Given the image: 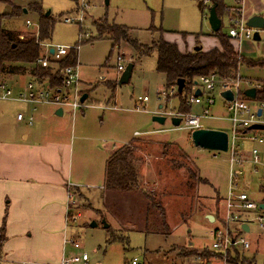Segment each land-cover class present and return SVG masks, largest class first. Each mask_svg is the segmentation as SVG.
I'll use <instances>...</instances> for the list:
<instances>
[{"label": "rangeland", "instance_id": "1", "mask_svg": "<svg viewBox=\"0 0 264 264\" xmlns=\"http://www.w3.org/2000/svg\"><path fill=\"white\" fill-rule=\"evenodd\" d=\"M90 1L92 8L85 15L81 27L64 22L67 16L77 18L75 0H0V16L11 14L14 6L19 9V17L5 20L2 25L7 30L22 33L21 38L29 33H38L41 16L54 22L51 40L45 44L54 48H77L79 76L86 83L83 90L89 94L85 102L87 107L76 115L75 121L68 111L62 118L55 119L63 122V127L73 121L76 123L77 161L79 164L82 162L84 167L94 162L100 171L99 175L95 174L94 180L82 178L80 186L86 191L70 190L75 201L71 205L73 213L81 217L74 223L70 222L68 240L77 239L81 248L75 249L69 242L64 259L85 253L89 256L87 264H128L134 259L138 260V264H195L199 261L197 254L212 250L211 232L218 227L229 226L226 207L221 200L229 193L230 155L197 148L193 145L190 132L172 126L169 115L178 113L180 104L185 106L177 97L183 98V94L178 95L177 92L172 93L173 88H165V76L157 71L156 51L139 58L130 42L115 45L114 41L99 34L95 24L104 28L111 25L126 27L129 40L142 46L151 47L153 41L163 38L178 44L181 52H191L195 47L209 50L217 47V40L209 36L212 30L208 13L212 4L207 0H109V5L99 0ZM224 3L232 5L231 0H224ZM27 21L32 23L31 26H27ZM228 27L229 19L223 15L222 30L226 33ZM81 35L83 44L80 42ZM260 37V41L244 39L237 43L245 60L239 67L238 75L242 78L243 89L263 88L264 30L260 31ZM231 42H235L234 39ZM118 57L123 58L121 64L125 68L130 63L134 65L131 80L126 85L118 84L121 77ZM51 68L58 69L56 64ZM28 75L17 76L10 84L8 80L3 82L12 87L15 94L28 81L29 78H25ZM7 77L11 79L14 76ZM145 97L149 101L141 104ZM216 102L212 108L215 118H202L203 129L228 131V124L223 120L227 110L219 94L216 95ZM139 106L141 110L137 109ZM249 106H252L250 102ZM24 107L20 102L0 100V140L20 138L30 129L17 122V114L23 112ZM184 109H188L187 112L190 110L186 106ZM158 113L167 117L163 126L153 121ZM190 114L200 116L203 109L194 105ZM154 131L157 132L148 134ZM136 133L142 136L137 137ZM259 135L264 137V132ZM133 139L138 142L136 156L140 160L143 190L113 195L107 200L100 190L104 184L105 162L113 149ZM191 174L195 177L191 178ZM244 181L250 182L251 189L247 191L250 195L255 194L262 184L260 174L250 178L245 172ZM152 192L165 206L169 234L152 230L155 225L153 220L149 230H146L148 203L142 195ZM242 192L234 191L236 195ZM208 215L216 220L210 222ZM104 220L110 225L111 233L104 228ZM94 222L97 223L95 227L92 226ZM111 234L126 236L129 242L108 244ZM257 234L264 232L252 224V232L245 238L253 241ZM256 251V258L254 261L250 259V264H264V244ZM190 252L194 255L181 256ZM253 253L254 249L250 251V254ZM242 256L247 258V254ZM211 260L213 264H223L218 256L214 260L210 257ZM0 264H6L2 254Z\"/></svg>", "mask_w": 264, "mask_h": 264}, {"label": "built area", "instance_id": "2", "mask_svg": "<svg viewBox=\"0 0 264 264\" xmlns=\"http://www.w3.org/2000/svg\"><path fill=\"white\" fill-rule=\"evenodd\" d=\"M99 1L106 3L107 0ZM75 2L77 3V18L67 16L64 18V22L78 24L82 27L85 15L92 8V2L90 0H75ZM207 2H210L212 6L214 4L212 0H207ZM244 3L245 0H231L232 5L224 3V10L231 24L228 34L231 39L239 43L244 39L254 40L255 32L254 29L247 25V19L244 16ZM209 14L210 9L208 17ZM26 24L29 27L32 23L27 21ZM87 37H90V35H87ZM80 38L81 42L83 35ZM51 49L54 51L53 55L50 54ZM75 49L66 47L54 48L47 45L44 55L38 60V63L45 68L52 67L53 64L57 65L58 69L53 71H55V74H59L61 85L52 86L47 80L41 82L37 78H32L25 86L24 92L14 94L13 90L5 82H1L0 90L2 93L0 94V100L24 103L33 106V110H36L40 105L53 106L61 108L63 112L68 110L72 116L77 115L87 107L85 102L82 103L84 92L79 76V64L69 65L64 68L59 67V64ZM122 62L123 58L118 57V72L120 74L125 70V67L121 64ZM197 90H200L201 96H195ZM226 91L233 93L232 101H227L221 97V94ZM176 92L177 87L173 88L172 93ZM244 92L240 76H237L235 80L222 79L216 74L201 76L197 80V84L187 105L201 106L203 114L195 116L190 113H171L169 115L171 118L176 117L181 119L178 129L192 133L195 130L203 129L201 124L202 118H215L212 114V108L217 104L216 95L219 94V97L225 103L227 116L223 120L228 124V131L224 130V132L228 135L227 154L230 155L228 174L229 193L225 200L226 220L229 226L218 227L211 232L213 242L212 250H210L211 253L215 254L213 260L218 256L223 264H230L228 261L229 255L235 256L237 253L247 254V258L249 257V260L254 261L255 254L258 252H255V249L258 250L259 246L264 244V234L255 235L253 241L245 238L246 234L252 232V224H256L264 232V207H262L264 206V137L259 135L260 132H264V101L260 100L258 95L255 99H250L245 96ZM148 100L145 97L141 102H148ZM249 102L252 106H249ZM137 109L141 110V107L139 106ZM259 111H261L260 115ZM23 118L22 114L18 115V120L22 121ZM28 121L32 125L33 118H30ZM255 125L262 126V129H252ZM139 135L141 134L136 133V136ZM245 172L248 173L250 178H253L256 174H260L262 184L257 190L259 197L248 194L247 191L251 188L250 182L244 181ZM235 190L243 192L236 195L234 193ZM71 201L74 203L73 197H71ZM80 217L79 214L70 215L68 216V222H76ZM245 225L249 228L248 232L243 229ZM70 243L75 249L81 248L80 243L75 239H71ZM253 249L254 253L250 254V251ZM88 259L89 256L84 253L81 256H74L69 260L65 259L62 261V264H80L81 262H87ZM210 263L199 257V261L196 264ZM130 264H138V260L134 259Z\"/></svg>", "mask_w": 264, "mask_h": 264}, {"label": "crops", "instance_id": "3", "mask_svg": "<svg viewBox=\"0 0 264 264\" xmlns=\"http://www.w3.org/2000/svg\"><path fill=\"white\" fill-rule=\"evenodd\" d=\"M200 5L202 7V4ZM244 16L247 21L253 16L264 18V0H245ZM220 19L222 20V17ZM230 26L229 22L228 31ZM228 31L226 32L227 34ZM164 33L168 34L169 32L164 31ZM213 34L214 32L212 31V34L209 36L215 38ZM198 35L203 36L202 34ZM215 39L217 40V47L209 50L203 49V51L208 52L219 48L220 43L217 38ZM233 43L235 50L240 53L237 46L238 42L235 41ZM44 45L46 47L50 44ZM44 45L43 49L45 53ZM176 45L178 46V44ZM186 52L190 51L182 53ZM13 76L11 79L6 77L5 80H8L7 82L10 84L14 82L15 77L20 75ZM27 77L29 78L28 81L24 85H21L15 94L25 91V86L33 78L31 75L25 78ZM84 84L86 83L82 82V90ZM9 88L12 89V87ZM83 92L89 98V94L85 90ZM22 104L25 106L23 108L24 113L19 112L17 114V122L24 123L30 129H27L20 138L13 137L0 140V227L5 213H7V239L2 248V259L5 260L6 264H62V261L65 260L66 246L70 242L68 240L69 225L74 223L72 221L68 222V216L75 215L73 213L74 210L71 208L73 204L71 197H73L74 201V196L70 190L71 188L84 190L80 186L83 182L82 178L94 180L95 174L99 175V166L95 167L94 162H92L90 165L88 164L84 167V165H81L82 162L79 164L77 161L78 152L75 146L77 125L74 122L77 117L76 115L73 116V123L67 127H63V122L55 120L65 115V111L62 116L56 115V112L61 108L41 106L40 109L38 106L36 110H33V106ZM82 112L83 110H81ZM20 114L24 116L22 121L18 120V115ZM30 118H33L32 125L27 121ZM169 118L171 121L172 118ZM173 127L178 129V127ZM163 131L166 130H159L158 132ZM156 132H148V134ZM140 136L142 135L137 137ZM134 141L135 139L125 145H129ZM123 146L116 147L110 152L103 171L104 180L108 159L116 150ZM104 180V184L101 185L100 190L102 191V196H105L107 200L109 197H113V195L129 194L105 191ZM256 194L257 192L253 195L256 196ZM142 196L148 203L147 197L144 194ZM256 197H259V195L257 194ZM226 198H222L221 200L225 204V207ZM36 241L37 244H35ZM148 253L149 251L146 250V254ZM88 262L89 259L87 262H81L80 264H87ZM209 262L213 264L212 260Z\"/></svg>", "mask_w": 264, "mask_h": 264}, {"label": "trees", "instance_id": "4", "mask_svg": "<svg viewBox=\"0 0 264 264\" xmlns=\"http://www.w3.org/2000/svg\"><path fill=\"white\" fill-rule=\"evenodd\" d=\"M212 1L217 5L218 16L220 17L221 11L223 15L227 16L223 0ZM18 10L14 6L11 14L0 16V82H3L7 76L29 73L31 77L37 78L38 81L44 82L47 80L52 86L61 85L59 74H55L53 68H45L38 63V60L44 55L43 45L51 40L54 22L49 17L41 16L38 33L36 35L29 33L27 37L22 39V33L7 30L2 25L5 20L19 17ZM95 27L99 34L114 41L115 45L121 42H130L137 51L139 58L150 56L152 52L156 51L158 56L157 71L165 76V88L171 89L177 87V82L180 79L186 81V87L182 93L183 98L181 96L177 97L190 110L193 106H188L187 102L193 94L195 82H197L199 77L216 74L222 79L235 80L239 74V67L245 62L241 54L235 50L230 36L222 29L213 34L220 43L219 48L208 52L200 49L182 53L176 44L168 42L163 38L153 41L151 47L142 46L138 42H132L128 38V29L123 26L111 25L104 28L101 24L97 23ZM77 63V49H75L59 64V67L64 68L69 65H76ZM257 95L260 100H264V84L262 90H257ZM185 106L181 107L180 104L179 114L190 113V110L187 112L188 109H184ZM137 144L138 142L134 141L116 150L110 156L106 165L105 191L132 193L143 190L139 172L140 160L136 156ZM190 177L194 178L195 176L191 174ZM146 197L148 199L146 230H149L150 223L153 220L155 225H153L152 230L169 234L170 227L167 223L165 206L161 203V200L157 199L158 197L154 192L146 193ZM102 219H104L103 216ZM6 224L7 213H5L0 227V255L7 239ZM110 229L111 227L108 229L111 233ZM116 242H129V239L126 236L111 234L108 244ZM191 253L181 256L187 257L193 254ZM214 255L210 251H205L196 256L208 261ZM242 255L240 253H237L235 256L230 254L229 263L246 264L248 262L250 264L252 262Z\"/></svg>", "mask_w": 264, "mask_h": 264}, {"label": "water", "instance_id": "5", "mask_svg": "<svg viewBox=\"0 0 264 264\" xmlns=\"http://www.w3.org/2000/svg\"><path fill=\"white\" fill-rule=\"evenodd\" d=\"M106 5H109V0L106 1ZM26 12V11H25ZM49 15V13L47 14ZM209 24L211 26V30L214 33H217L221 30L222 27V20L219 18L218 13H217V5L214 4L211 9H210V14H209ZM248 27L257 30L254 33V41H260V30H264V18L261 16H253L247 21ZM201 47H196L195 50H200ZM54 51L53 49L50 50V54L53 55ZM134 69L133 64H128L127 67L125 68L124 72L121 74V77L119 79L118 84L119 85H126L130 82L131 77H132V72ZM197 82H195V85ZM186 87V81L184 79H180L177 82V92L179 95H182L184 89ZM245 96L250 98V99H255L257 96V90L256 88H251L247 89L244 92ZM200 90H197L195 93V96H201ZM221 97L226 99L227 101H232L233 100V93L231 91H226L221 94ZM88 98V95H84L82 97V103H84ZM261 114V111H259V115ZM56 115L62 116L63 111L62 109H59L56 112ZM153 121L155 123H158L159 125H165L167 121V117L157 115L153 117ZM172 125L175 127H179L181 123L180 118H172L171 119ZM252 129H262V126L260 125H255L252 127ZM191 139L193 142V145L197 148L207 150V151H215V152H223L227 153L228 152V135L224 131H216V130H211V129H201V130H195L191 133ZM264 207V206H262ZM207 219L210 222H214L215 218L213 216H207ZM103 226L105 229H109L110 225L104 220ZM93 227L97 226V223L94 222ZM243 229L248 232L249 228L245 225L243 226Z\"/></svg>", "mask_w": 264, "mask_h": 264}]
</instances>
